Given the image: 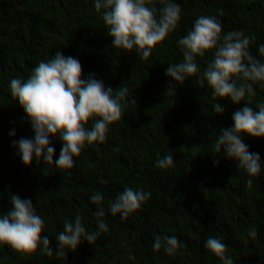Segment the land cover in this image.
<instances>
[{
  "label": "trees",
  "instance_id": "1",
  "mask_svg": "<svg viewBox=\"0 0 264 264\" xmlns=\"http://www.w3.org/2000/svg\"><path fill=\"white\" fill-rule=\"evenodd\" d=\"M174 2L181 7L177 27L143 60L135 50L113 47L95 0H0V215L10 210L11 195L31 199L45 222L41 236L53 250L47 255L41 243L34 253L21 254L0 245V264H223L205 247L210 236L225 243L234 264H264V138L242 135L249 151L260 156L256 177L214 149L220 130L234 126L233 114L248 104L247 98L240 104L217 100L206 82L200 87L199 75L214 59V50L196 58L197 76L178 84L166 75L168 66L183 61L178 42L200 16L216 17L221 38L229 31L243 32L253 57L264 63L258 50L264 45V0ZM153 4L157 10L162 6L157 0ZM57 51L80 62L82 79L95 78L113 92L128 89L121 119L109 125L105 141L86 143L74 167L63 170L42 158L37 162L35 156L31 165L23 163L13 141L34 139V131L10 92L13 78L27 80L39 62L54 58ZM170 85L175 94L168 96ZM253 88L249 106L258 111L257 105L264 104V83H253ZM216 103L223 114L215 113ZM201 145L193 154L192 148ZM50 146L55 162L63 146L59 135L50 137ZM170 153L174 165L157 167ZM125 187L151 196L121 220L110 213L109 204ZM96 192L104 196L101 205L91 202ZM99 207L108 231L100 232L94 244L82 240L75 251L66 249L57 257L64 222L74 224L79 215L86 232L100 231ZM250 228L257 230L255 238L248 236ZM156 235L175 236L186 247L171 256L163 248L155 251Z\"/></svg>",
  "mask_w": 264,
  "mask_h": 264
},
{
  "label": "clouds",
  "instance_id": "2",
  "mask_svg": "<svg viewBox=\"0 0 264 264\" xmlns=\"http://www.w3.org/2000/svg\"><path fill=\"white\" fill-rule=\"evenodd\" d=\"M157 2L162 5L158 10L153 0H95V10H103V23L115 49L135 50L141 59L147 60L155 47L175 30L181 18L180 5L174 0ZM220 15H223L222 11ZM221 33L222 25L216 17L197 18L193 29L178 42L183 50V61L168 66L166 75L178 84L187 77L197 76L200 69L196 58H203L207 52L214 50V59L199 75L200 87L203 88L206 82L212 89L213 98L217 100L230 98L235 104L242 103L246 98L248 100V104L233 114L234 126L220 130L214 149L218 153L223 150L228 159L238 161V168L246 170L250 177H256L262 168L260 156L249 151L242 135L264 138V104L257 105L258 111L249 106L255 95L253 83H264V63L253 57L249 51L250 38L243 32L229 31L222 38ZM258 50L264 56V45ZM10 92L30 118L34 131V139L13 141L23 163L31 165L35 156L37 162L42 158L47 165L54 164L63 170L74 167V158L80 155L86 143L91 145L105 141L109 125L121 119V102L126 101L128 89L122 86L113 92L95 78L82 79L80 62L57 51L54 58L39 62L27 80L13 78ZM174 94L175 88L170 85L167 95ZM133 103H136L134 99ZM213 107L215 113L223 114L224 108L220 104L216 103ZM90 120H94V123L89 129L87 125ZM11 135L14 136L15 132ZM56 135H59L63 146L59 158L53 162L55 149L50 146V137ZM201 147L194 146L193 154L199 152ZM173 165L171 153L157 161V167L161 169ZM100 182L106 183L103 180ZM252 183V179H249L248 187ZM150 196V192L125 187L110 202L109 211L113 216L119 214L121 220H125ZM103 200L104 196L100 192L91 196L93 204L101 205ZM10 204L7 214L0 215V245H7L21 254H32L42 243V251L52 256L49 239L41 236L45 222L36 214L32 200L11 195ZM95 215L100 230L97 232H86L79 215L75 217L74 224L68 220L64 222V231L58 235L57 257L64 256L66 249L75 251L82 240L94 244L100 232L108 231L103 219V207H99ZM248 236L255 238L257 230L250 228ZM182 247L186 245L181 244L175 236H155V251L163 248L171 256ZM205 247L223 264H234L232 258L226 255L227 247L219 237L210 236Z\"/></svg>",
  "mask_w": 264,
  "mask_h": 264
}]
</instances>
